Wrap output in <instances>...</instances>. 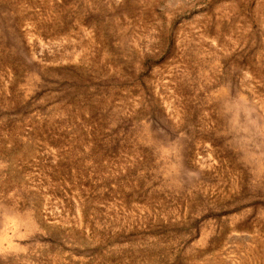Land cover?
Listing matches in <instances>:
<instances>
[{
    "label": "rangeland",
    "instance_id": "1",
    "mask_svg": "<svg viewBox=\"0 0 264 264\" xmlns=\"http://www.w3.org/2000/svg\"><path fill=\"white\" fill-rule=\"evenodd\" d=\"M0 264H264V0H0Z\"/></svg>",
    "mask_w": 264,
    "mask_h": 264
}]
</instances>
